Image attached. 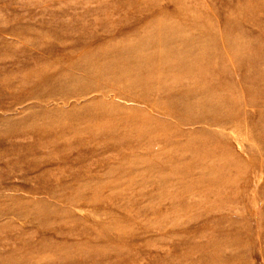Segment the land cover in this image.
<instances>
[{
	"label": "rangeland",
	"instance_id": "1",
	"mask_svg": "<svg viewBox=\"0 0 264 264\" xmlns=\"http://www.w3.org/2000/svg\"><path fill=\"white\" fill-rule=\"evenodd\" d=\"M0 264H264V0H0Z\"/></svg>",
	"mask_w": 264,
	"mask_h": 264
},
{
	"label": "bare ground",
	"instance_id": "2",
	"mask_svg": "<svg viewBox=\"0 0 264 264\" xmlns=\"http://www.w3.org/2000/svg\"><path fill=\"white\" fill-rule=\"evenodd\" d=\"M100 114V113H99ZM99 117V115H97ZM102 116V114L100 115V117ZM95 128V127H94Z\"/></svg>",
	"mask_w": 264,
	"mask_h": 264
}]
</instances>
